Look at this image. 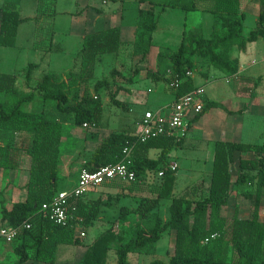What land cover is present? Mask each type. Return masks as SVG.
Returning <instances> with one entry per match:
<instances>
[{"label":"trees","instance_id":"trees-1","mask_svg":"<svg viewBox=\"0 0 264 264\" xmlns=\"http://www.w3.org/2000/svg\"><path fill=\"white\" fill-rule=\"evenodd\" d=\"M48 0H39L37 13L32 18H22L17 6L5 3L0 7V47L16 46L18 28L22 23L51 20L52 11L44 13ZM51 1V0H50ZM53 1V0H52ZM105 1V0H101ZM209 4V0H204ZM239 0H212L205 9L213 14L215 24L209 37L199 31H184L176 51L169 56L171 75L167 84L177 79L179 83L170 89L174 100L195 88L192 77H184L187 71H194L197 64L213 66L225 75L237 71L238 61L231 57V51L243 52L247 43L262 38L264 41V0L255 29L243 36L245 15L239 12ZM53 4V3H51ZM196 9L195 5L183 7ZM147 14L140 12V15ZM157 20L142 19L134 47L142 59L150 45L151 35L157 28ZM53 37V32L50 34ZM120 29H102L85 35L77 52L78 65L66 73L48 70L35 82L32 90L25 92L17 85V76L0 72V169H17L18 158H29L28 181L24 186L25 200L12 204L10 209L1 205V226L19 228L14 241L18 256L13 264H56L60 245L79 247L83 245L77 229L86 231L102 213L105 205L100 199H87V194L69 199V219L65 225H58L43 217L42 205L49 203L60 191L58 169L63 124L50 113L73 114L76 127L98 129L102 103L97 96L88 93V85L94 79L95 65L101 56L120 52ZM39 64L30 63L25 68L26 83L31 82L32 73ZM137 73L134 70L133 75ZM154 81L163 79L156 72L149 73ZM148 74V75H149ZM120 75L112 70L110 76ZM161 77V78H160ZM131 82V78L128 79ZM106 79L94 85L97 93L108 87ZM120 87L110 93V102L120 108L123 104L116 99ZM43 102L40 111H26L23 106L34 100ZM52 101L50 111L45 103ZM212 107L224 108L221 104L206 102L199 116ZM55 116V115H54ZM183 139L175 141L171 136H160L145 142L124 131H114L101 140L91 157L82 167L94 171L102 166L114 165L123 157V149L132 147V168L135 181L123 184L127 192H137L142 197L133 211L124 208L125 214L134 212L138 217L128 230L115 231L109 227L99 234L86 248L79 264H107L113 251L114 264H130V254L151 255L157 242L165 232H172L173 252L168 261L155 259L148 264H264V141L262 144H235L225 141L214 143L209 187L205 194L176 195V172H171L169 155L180 147ZM158 150L156 158L148 152ZM251 153L250 159L238 161L236 176L232 177L234 152ZM162 173L159 177L158 174ZM78 175V174H77ZM241 189V195L252 202L251 215L239 219L227 216L226 208L231 192ZM195 194V193H194ZM162 200H170L169 219L165 222L159 216ZM119 219V218H117ZM29 223L30 229L24 224ZM217 234L218 237L211 239ZM6 264V263H0Z\"/></svg>","mask_w":264,"mask_h":264},{"label":"crops","instance_id":"crops-1","mask_svg":"<svg viewBox=\"0 0 264 264\" xmlns=\"http://www.w3.org/2000/svg\"><path fill=\"white\" fill-rule=\"evenodd\" d=\"M57 1L58 0H53L52 1L53 5H55ZM81 1L82 0H75V4H76L75 13L72 12L66 13L68 14L69 21L71 20L70 25L72 30H74L73 28H75L74 23H76L75 22L76 16L79 17L80 15L85 13L84 15H87L91 18L88 21L85 20L84 23L82 22L83 23L82 29H78L80 32H76L79 34L81 38V45H82L83 37L85 35L91 34L93 32L102 29H109L114 27L120 29L121 41L124 44H126L125 42H128L127 44H129L130 52L127 49L123 48L124 47L123 44L120 52L117 54H113L112 56L115 64H119L120 66L124 64L123 66H125V68L128 69L129 67L127 72L128 73L131 72L130 75L124 72L121 74V76L123 77L122 81L124 82V84L118 83L117 86L120 87V91L124 89L126 90V95L130 93L131 90L130 87L136 85V83L142 79V75L144 74L143 69H146L144 77L147 80L152 81L153 83L161 84V87L158 89V91L154 92V98L152 97L149 98L147 96L143 97L142 96L143 92H141V94L133 93L134 94L133 101L138 104H143V103L146 104L143 113L146 110H152L151 108L158 109L161 106L163 107L173 102L174 95L172 94L171 90L168 87L167 84L168 81L166 82V80H168L171 75L170 62H169V67H167L166 69L164 70H160L158 68L156 69L158 65L157 61H159L160 59V54H158L152 41V37L154 33L151 35L150 45L148 46L147 52L144 55L143 59H142V54L138 52V50H134L136 49L134 47V42H136L137 35L139 33L138 24L140 23V21H142L143 18L146 20L149 19L151 20L153 18L156 19V17L154 16L155 14L154 8L155 5L157 4L153 3L150 0H136L138 1L137 3L138 6L135 14L136 23L131 25V24H127L123 12L124 9L123 3H125L126 0H113L114 2H116V7H115L116 9L113 8L108 9L106 14L103 13L101 6L106 5L107 0L105 1L84 0V2ZM28 2H30L31 5L30 7L31 13H29V15L24 17L21 15V10L23 8V3H25V1L21 0V4L19 3L20 5H16L17 7L19 6L18 8H20L19 12L22 18H32L37 13L39 0H29ZM208 2L209 5L212 4V0H209ZM261 2L262 0H239L238 2L239 12L245 15L244 22L248 16H251L252 18H254L255 26H256L259 13L262 9ZM5 3H8V1ZM146 4L147 7H145ZM141 11L146 12L147 14H144L142 16L140 15ZM205 13H207L206 16L203 15L200 17L201 19L200 21H198L199 22L198 27L185 29L184 31H199L205 37H209L215 24V18L211 13L206 11ZM210 18H211L210 23L206 25L204 21ZM55 19L53 18L51 21H54ZM244 22H243V28H244ZM28 23H33V22L22 23L21 25ZM255 26L253 29H255ZM127 29H132L134 31L133 38L130 41H124L122 39V35L125 34ZM253 29H251L250 31H252ZM181 39H182V35H181ZM260 39L263 41L262 38ZM36 42L37 41L35 39L32 40L31 46H29L32 50L35 48ZM251 44L247 43L245 50L243 52H239L236 49L231 51V57L238 61L237 71L232 75H225L224 73L220 72L213 66H208L207 64L200 65L199 63L197 64L196 69L192 71V75H193L192 78L194 80L195 87H199V86L204 87L205 103L206 102L218 103L221 104L224 108L212 107L208 109L206 112H204L201 116L199 117L196 116L192 118L187 136L183 139V144L180 147L172 150V152L170 153L169 163H176L178 166L177 171L175 173L176 181H175L174 192L176 195H182L184 193H187L189 187H192L194 183L195 184L197 183V181H201L202 172L206 173L205 174L206 176L205 179L207 180L206 188L208 189L210 183V177H211L210 172L212 168V156H213L215 142L225 141L235 144H262L264 141V104L262 101L264 100V98L262 99L263 95L262 92L260 91V88L264 86L263 84L264 48L261 46L258 50L260 51L261 54H263V58L258 61L257 57L255 56L257 52L256 48L250 46ZM175 51H173L170 55H172ZM103 56L100 57V59L97 61L95 65L94 79L90 81L88 88L93 83L95 85V83L99 81L96 76V73L99 64L103 59ZM126 56H128L129 60L130 59L132 60L131 63H128V67L125 64V61L122 62V60L126 58ZM169 56L167 57V59L169 58ZM28 64L27 65L21 64L19 69H17L15 73H8L17 76L18 87L21 78L25 80L24 70L28 66ZM131 65H133V68H131ZM136 69H137V73L133 75V72ZM37 70L38 69H36L32 73L31 82L29 83L35 84L38 78L44 72L48 71L47 69L42 73L38 74ZM70 70L65 69L64 71H60L59 73H66ZM151 72H156L163 79L154 81L149 74ZM129 78H131V82H128ZM25 81L23 83H25ZM120 91L116 95V99L119 102H121L124 108L128 110V113H130L131 109L128 106V104L124 103L120 99L121 97V94H119ZM147 93L151 94L153 93V90L148 89ZM165 93H169L172 98L170 99L164 98L163 95H165ZM257 112H262V115L260 114L262 121V125L260 129H257V124L259 120L258 115H256ZM143 113H141V115L137 117L135 121V126L133 127L132 130L129 129V131H125V130L122 131L130 135L137 136L141 132L140 120L143 116ZM49 118H55L61 122L63 121V119H61L59 116H54L52 115V113H50ZM213 120H216V122ZM97 131L98 130L96 129V132ZM111 132H108L104 136L100 137L99 140H96L97 135L95 134H91V136H89L88 138H84V146L82 150L83 154L81 155L82 159L80 161L81 164L86 163V161L90 159L91 154L98 147L101 140L104 139L106 136H108ZM68 152H69L68 154L69 156L73 155L72 153L73 150ZM76 153L77 151H75V154ZM158 154H159L158 150H150L148 152V156L150 158H156ZM77 157L80 158V156ZM251 157H252L251 153L240 152V151L234 152V156H233L234 161L232 164L233 178H235L236 176L238 161L240 159H250ZM68 159L71 160V157L70 158L68 157ZM18 162H19V166L17 170H15V172L12 173L13 174L12 176L18 178V176L22 177L24 175V178L20 179L18 185L14 183L15 184L14 186L16 187L12 188L11 191L9 192L11 206L16 202L24 201L26 197L24 186L28 181V169H29L30 161L28 157L21 156L20 158H18ZM207 163H209L210 166L207 167ZM81 168L82 166L79 168V170ZM0 175L2 176V179H5V177L7 178L6 185L4 186H8L11 183V181H9V173L4 172L2 170ZM124 187L125 185L123 184L119 185L118 182L106 183L98 188L91 190L87 194L88 200L100 199L102 202L107 204L103 207L102 213L99 215L98 219L94 221L91 227H96V229H98V226L100 227L104 222L107 221L108 227L105 229V231L109 227H113L115 231H121V230H128L131 226L134 225V221H136L138 217L134 212H131L130 214L125 215L124 217L121 218L120 215L125 214L124 211L122 212V209L124 208H127L131 211L135 210L137 208V203L139 199L142 197V194H139L137 192H127L125 189H123ZM241 190H243V188L234 189L231 192L229 203L226 208V213L227 216L229 217H233L236 215L239 219H247L251 215L252 202L249 199H246L243 195H241L242 193ZM170 203H171L170 200L161 201V206L159 208V216L163 222L169 219ZM247 203H251V205L249 204L250 210L248 212H246V208L248 207ZM11 206L10 207L8 206L7 209H10ZM228 210H231L229 211L230 213L228 212ZM259 216H260V220H262L264 216L263 209L260 210ZM0 220H1V208H0ZM78 229L77 231H79ZM87 230L81 231L80 233L81 238L82 237L84 238L86 236ZM111 255L113 256V262H107V264L115 263V257L113 251L109 253L108 259L111 257ZM133 255L136 256L137 260H139L142 257V255L145 254H130L128 256V261L130 264H143L142 262H138L137 260L135 262H131ZM5 256H7V253L0 254V259L2 260V258H4ZM79 263L80 262H77V264ZM66 264H72V262H66Z\"/></svg>","mask_w":264,"mask_h":264},{"label":"rangeland","instance_id":"rangeland-1","mask_svg":"<svg viewBox=\"0 0 264 264\" xmlns=\"http://www.w3.org/2000/svg\"><path fill=\"white\" fill-rule=\"evenodd\" d=\"M11 3L15 5H20L21 0H0V6H2L5 2ZM23 8L21 10V15L27 16L30 12V2L29 0H24ZM155 5V14L156 22H157V30L154 32L152 41L154 44L155 49L157 50L158 54H160V59L157 61L158 65L156 69L164 70L169 67V60L167 57L177 49L182 32L185 29H191L198 27L201 16H206L205 9L208 7L209 4H206L204 0H150ZM81 2H84L82 0ZM106 5H102L101 8L103 13L106 14L108 9H116V2L113 0H107ZM20 3V4H19ZM47 5L44 7V13L50 14L52 11L56 13L54 16V21H48L47 19L42 20L41 23L35 25L34 23L23 24L18 29L16 46L13 48H3L0 47V72L2 73H15L17 69H19L21 64L27 65L28 63H37L39 64V68L37 73H42L45 70H51L53 72H60L64 71L65 69H71L76 67L79 62L76 60L77 52L81 47V38L78 33L80 32L78 29H82V24L89 19H91L87 15H80L79 17H75V22L72 30L68 14L66 13H75L76 4L75 0H58L55 5L51 4L52 1L48 0L46 2ZM136 0H126L123 3V12L125 15V19L127 24H135V14L137 9ZM169 3V4H167ZM195 5L196 9L194 10H185L182 7ZM19 7V6H18ZM17 7V8H18ZM147 7V4L145 5ZM20 8H18L19 10ZM20 11V10H19ZM210 16V15H208ZM205 18V17H204ZM125 21V20H124ZM150 21V19L148 20ZM211 21L210 19H206L204 23L207 25ZM83 22V23H82ZM202 23V22H201ZM121 25V22H120ZM255 26L254 18L248 16L244 22L243 28V36L246 37L249 34V31L253 29ZM132 29H127L125 34L122 35V39L124 41H130L133 38ZM53 32V37H50L51 33ZM35 39L37 42L35 44V48L32 50L29 46H31L32 40ZM124 49H127L129 52V44L125 42ZM252 43V44H251ZM250 46L256 48L257 60L263 58V54L260 53L259 48L262 46L264 48V42L258 38L256 41L250 42ZM260 53V54H259ZM113 54H106L103 56L101 63L99 64L96 76L98 80L106 79L108 81V87H102L97 93L94 91V83L89 86L88 93L89 95L95 97L97 96L98 99L102 103V113L100 119V126L97 129L93 128H84V127H76L73 123V114L70 115H58L53 113L55 116H59L63 121V130H62V138L60 143V163L58 169V178L61 180L58 184V188L60 190H70L76 184L77 181V174L79 172V168L83 165L80 163L82 159V150L84 146V138H88L91 134H95L96 140H99L100 137L104 136L108 132L113 131H129V129H133L135 126V121L138 116L143 113L146 104H138L133 101L134 94H141L142 96L154 98V92L158 91L161 87V84L153 83L150 80H147L144 76L146 69H143L142 79L136 83V85L130 87V93L126 95V90H121L119 94H121V101L128 104L131 109V112L128 113V110L125 108H120L113 105L110 102L109 95L113 92L116 88L118 83L124 84L122 81L123 77L121 74L127 73L128 75V63H131L132 60L126 56L122 60L125 61L126 66H120L119 64H115L113 60ZM120 60V59H119ZM130 61V62H129ZM133 68V65H131ZM127 69V70H126ZM112 70H117L120 75H116L114 78L110 76ZM24 79L21 78L19 87L20 90L24 89L23 91L29 92L32 90L34 83H23ZM223 84V83H221ZM264 84V82H263ZM153 90V93L148 94L147 90ZM262 92V99L264 98V86L260 88ZM134 93V94H133ZM123 94V95H122ZM126 95V96H124ZM139 96V95H138ZM141 96V95H140ZM164 98L170 99L172 98L169 93H165L163 95ZM263 104H264V100ZM43 102L39 99L34 100L33 102L27 103L23 106V109L26 111H40L43 106ZM53 105L52 101H47L45 103V110L50 111V106ZM162 107V106H161ZM151 108V107H149ZM152 110L156 108H151ZM262 112H257L259 120L257 124V129L261 128L262 121L261 115ZM215 118V116H214ZM216 122V120H213ZM73 150V155L69 156L68 151ZM75 151L77 153L75 154ZM77 156H80L78 158ZM71 157V160L68 159ZM210 166L207 163V167ZM17 169H9L3 170L4 172L9 173V181L11 183L8 186L6 185L7 178L2 179L0 175V206L4 205L6 208L11 206L9 192L12 188H15V184L18 185L22 177L16 178L12 176ZM2 169H0V174ZM18 172V171H17ZM205 174L202 172L201 181H197V183L189 187L187 194L190 197L194 195L205 194L207 192ZM234 174V171H233ZM15 183V184H14ZM7 190V191H6ZM8 192V193H6ZM183 192V191H182ZM195 193V194H194ZM248 207L246 208V212L250 210L251 203H247ZM250 204V205H249ZM232 207V205H231ZM231 210H228V212ZM230 213V212H229ZM229 215V214H228ZM108 227V222H104L98 229L96 227H91L87 230L86 236L82 237L83 245L79 247L73 246H66L60 245L58 247V256H57V263L56 264H66V262H72V264H77V262H81V259L85 253L86 248L93 242V240L97 237L99 233L105 231ZM76 233L80 236V233L83 229H78ZM81 237V236H80ZM173 243L174 238L172 232H165L161 239L157 242L156 251L151 255H142V257L137 260L136 256H132L131 262H142L143 264H148L149 262L153 261L154 259H159L162 261H168L170 256L173 252ZM19 244V241H13L12 243H6L3 239L0 238V254L7 253V256L0 259V263L6 264H13L17 262L18 256L13 252V249ZM108 262H113V256L108 259Z\"/></svg>","mask_w":264,"mask_h":264},{"label":"built area","instance_id":"built-area-1","mask_svg":"<svg viewBox=\"0 0 264 264\" xmlns=\"http://www.w3.org/2000/svg\"><path fill=\"white\" fill-rule=\"evenodd\" d=\"M184 77H193L191 71H187ZM228 81V80H226ZM179 81L174 79L168 83L173 89ZM205 90L203 86L195 87L191 92L179 97L170 104L155 110H146L140 120L141 132L137 140L145 142L160 136H171L175 141L184 139L187 136L191 119L200 115L203 106ZM87 127L86 124L83 125ZM132 147L123 149L122 159L114 164L102 166L94 171L82 167L77 175L76 184L70 190H62L56 194L49 203L42 205L41 214L58 225H65L69 219V199L79 198L88 194L91 190L106 183L118 182L129 184L135 181V172L132 168L131 159ZM171 172L177 171L176 163H169L167 167ZM163 172L158 174L162 176ZM25 229H30V224L25 223ZM19 228L0 225V238L6 243H12L18 234ZM218 237L217 234L211 239Z\"/></svg>","mask_w":264,"mask_h":264}]
</instances>
